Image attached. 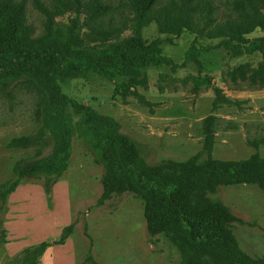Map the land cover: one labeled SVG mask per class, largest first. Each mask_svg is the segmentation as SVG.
<instances>
[{
    "label": "trees",
    "instance_id": "1",
    "mask_svg": "<svg viewBox=\"0 0 264 264\" xmlns=\"http://www.w3.org/2000/svg\"><path fill=\"white\" fill-rule=\"evenodd\" d=\"M222 2L226 12L218 15L215 0H125L115 5L101 0H49L47 4L33 0L43 17L40 33L34 34L26 23L24 1L0 0V89L22 83L34 90L39 120L34 136L12 138L6 147L25 148L45 135L54 143L53 152L45 160L12 166L15 178L0 194L4 201L18 184L34 183L42 187L49 202L51 186L66 169L69 145L75 136L103 167L99 200L109 196L118 177L131 179L143 201L147 232L162 234L177 249L178 264H264L238 248L226 209L208 199L203 188L244 184L264 193V158L254 154L232 161L207 155L199 161L198 153L182 162L163 161L162 168L176 175L164 178L136 160L123 158L118 124L68 98L60 88V83L96 74L119 79L113 85V95H137L136 88L145 86L147 66L165 65L174 74L193 63L199 71L198 57L210 46L196 48L190 44L181 61L174 63L161 55L158 38L148 43L142 39L141 30L150 23L166 36L177 37L189 31L218 39L216 45L232 58L254 53L264 57V35L248 38L255 29L264 32V0ZM65 13L73 16L65 24L56 22L55 18ZM223 76L232 83L262 85L264 63L237 65ZM215 121L212 115L201 121L202 150L206 154ZM70 227H64L54 239L23 249L18 254L21 260L37 264L45 248L62 244L69 237ZM2 234L4 237L3 229Z\"/></svg>",
    "mask_w": 264,
    "mask_h": 264
},
{
    "label": "rangeland",
    "instance_id": "2",
    "mask_svg": "<svg viewBox=\"0 0 264 264\" xmlns=\"http://www.w3.org/2000/svg\"><path fill=\"white\" fill-rule=\"evenodd\" d=\"M23 1L26 23L38 34L43 17L34 8L33 0ZM39 1L49 3V0ZM101 1L115 5L125 0ZM222 1L215 0L218 15L226 12ZM72 16L65 13L55 20L65 24ZM263 35V31L255 29L248 38ZM141 36L146 43L158 38L161 55L174 63L181 61L190 44L211 49L198 57L199 71L193 63H187L174 74L165 65L145 67V86L136 88L137 95H113V85L119 79L110 76L88 74L60 83L61 91L68 98L118 124L123 138V158L136 160L153 174L167 179L176 175L162 168L163 161L182 162L198 153L199 161L207 155L211 159L232 161L254 154L264 158V84L232 83L223 76L237 65L254 67L258 62L264 63V57L254 53L232 58L216 45L218 39L195 36L189 31L177 37L166 36L159 34L153 23L142 28ZM37 101L34 90L22 83L0 89V186L4 185L0 194L15 178L11 171L15 163H35L53 152L54 143L47 135L25 148L6 147L12 138L35 135L39 126ZM209 115L216 121L211 127V148L206 154L202 150L201 121ZM102 174L103 167L95 163L82 141L72 137L66 169L60 178H66L69 184L72 205L69 237L75 242L76 264L107 262L104 258L112 255L113 250L103 247L107 242L114 246L120 241H130L132 238L126 233L129 227L137 231L136 237L144 243L141 250L128 248L129 256L151 259L152 264H178L177 249L162 234L147 232L143 201L135 193L131 179L118 177L112 182L109 196L99 200ZM203 188L208 199L226 209L238 248L249 257L264 261V193L254 185L244 184ZM5 205L0 195V264H29L21 260L22 255L11 258L1 255Z\"/></svg>",
    "mask_w": 264,
    "mask_h": 264
},
{
    "label": "crops",
    "instance_id": "3",
    "mask_svg": "<svg viewBox=\"0 0 264 264\" xmlns=\"http://www.w3.org/2000/svg\"><path fill=\"white\" fill-rule=\"evenodd\" d=\"M5 202L2 223L4 243L1 248L3 257L11 258L27 247L47 239H54L64 227L71 224L72 205L66 178H60L53 183L49 202L42 187L34 183L18 184L6 196ZM126 233L128 238L132 239L127 240V243L120 241L114 246L112 242H107L103 248L112 249L113 253L106 259L104 258L107 262L98 264H143L144 262L152 264L151 259L145 261L138 256L137 258L129 256L128 248L141 250L144 243L142 238L139 237L138 240L137 231H133L132 227H129ZM140 236H142V230H140ZM75 251V242L71 237H67L62 244L45 248L38 257L37 264H76Z\"/></svg>",
    "mask_w": 264,
    "mask_h": 264
}]
</instances>
